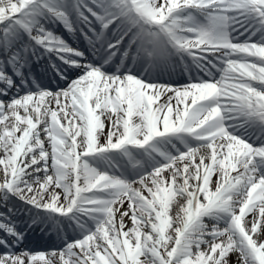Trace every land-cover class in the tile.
<instances>
[{
    "label": "snow or ice",
    "instance_id": "6c2138e0",
    "mask_svg": "<svg viewBox=\"0 0 264 264\" xmlns=\"http://www.w3.org/2000/svg\"><path fill=\"white\" fill-rule=\"evenodd\" d=\"M0 209V264H264V0H0Z\"/></svg>",
    "mask_w": 264,
    "mask_h": 264
},
{
    "label": "bare ground",
    "instance_id": "6f19581e",
    "mask_svg": "<svg viewBox=\"0 0 264 264\" xmlns=\"http://www.w3.org/2000/svg\"><path fill=\"white\" fill-rule=\"evenodd\" d=\"M54 27H57V31L59 32V30H60V28H63L61 25H53ZM67 36H68V39L70 40V41H72V43H73V45H75L78 41H80V38H79V36H78V34H76V35H73V34H71V33H68L67 34ZM43 65H44V63H43ZM35 69H37V73L35 74V72H34V69H33V74L35 75V77H38L39 76V74H42V75H44V72L43 71H41L40 69H38V68H35ZM181 69H184V67H183V65H179V66H177V67H172V66H169L168 67V69L167 70H164V71H159L158 73H156V75L158 76V78H159V81L161 82V83H171L173 80H175V79H177V78H179V77H181V78H185L186 80H188L189 79V74H186L187 76H182V74H180L179 73V71L181 70ZM193 70H195L194 71V73H192L191 72V75L193 76V77H195V76H197V70L196 69H194L193 68ZM42 72V73H41ZM184 72V71H183ZM42 79H44L43 81H45V79H48V78H42ZM47 82H51L50 80H47L45 83H47ZM62 82V81H61ZM60 85L59 86H61V87H65L66 86V84H64V82H62V83H59ZM63 85V86H62ZM55 88V87H54ZM17 203H19V205H20V207H23V208H25V209H29V207L30 206H25V205H23L21 202H17ZM32 211H36L35 209H32ZM24 223V222H23ZM36 227H39V226H36ZM36 230L37 229H33V228H31V229H29V238H30V240L28 241L27 239H24L23 240V243L20 245V248L21 249H26L28 246H31V244H30V241L32 242V240L31 239H37V235L38 234H36L35 232H36ZM34 235H35V237H34ZM39 237H40V235H38ZM44 237V236H43ZM42 241H40V240H38V241H36V242H34L35 244L36 243H41ZM43 243V242H42ZM19 250V249H18ZM47 251V250H46ZM228 261H229V264H234V262L236 261V254L235 253H233V254H231L229 257H228Z\"/></svg>",
    "mask_w": 264,
    "mask_h": 264
},
{
    "label": "rangeland",
    "instance_id": "374dc122",
    "mask_svg": "<svg viewBox=\"0 0 264 264\" xmlns=\"http://www.w3.org/2000/svg\"><path fill=\"white\" fill-rule=\"evenodd\" d=\"M13 202H17V201H13Z\"/></svg>",
    "mask_w": 264,
    "mask_h": 264
}]
</instances>
